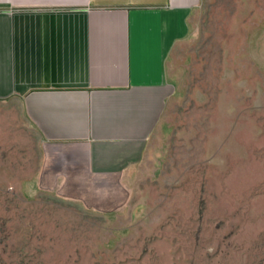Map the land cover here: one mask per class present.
Listing matches in <instances>:
<instances>
[{
	"label": "rangeland",
	"instance_id": "rangeland-1",
	"mask_svg": "<svg viewBox=\"0 0 264 264\" xmlns=\"http://www.w3.org/2000/svg\"><path fill=\"white\" fill-rule=\"evenodd\" d=\"M122 200L42 183L45 141L0 99V264H264V0H202Z\"/></svg>",
	"mask_w": 264,
	"mask_h": 264
},
{
	"label": "crops",
	"instance_id": "crops-1",
	"mask_svg": "<svg viewBox=\"0 0 264 264\" xmlns=\"http://www.w3.org/2000/svg\"><path fill=\"white\" fill-rule=\"evenodd\" d=\"M202 0H0V99L45 141L42 183L122 200L171 92L167 64Z\"/></svg>",
	"mask_w": 264,
	"mask_h": 264
}]
</instances>
